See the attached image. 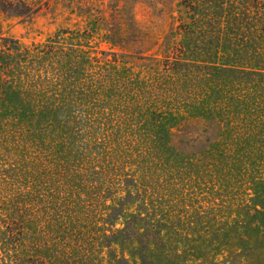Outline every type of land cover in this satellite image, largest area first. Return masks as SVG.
<instances>
[{"label": "rangeland", "instance_id": "obj_1", "mask_svg": "<svg viewBox=\"0 0 264 264\" xmlns=\"http://www.w3.org/2000/svg\"><path fill=\"white\" fill-rule=\"evenodd\" d=\"M188 3L0 16V264H108L106 237L147 214L145 264H264V5L204 23L228 47L202 55Z\"/></svg>", "mask_w": 264, "mask_h": 264}, {"label": "trees", "instance_id": "obj_2", "mask_svg": "<svg viewBox=\"0 0 264 264\" xmlns=\"http://www.w3.org/2000/svg\"><path fill=\"white\" fill-rule=\"evenodd\" d=\"M47 2L48 0H0V16L7 18L31 19L47 4ZM188 2L189 3L186 7L195 14L199 13L201 16V22L199 20V30L186 29L188 33V43L186 45L189 47L193 40L198 44H201L202 55H210L213 49H215L214 52H216L219 46L228 47L225 43L220 45L221 42H219V37L217 35H209V33L203 29L204 23L211 25L221 23L224 24L226 29L229 28L230 30H233V26L239 28L238 25L241 23V17L244 16L243 12L251 8H257L259 5H264V0H188ZM262 17H264V11ZM59 40V36L50 39L43 50L41 49L38 51L44 55H51L52 52H55L54 49L59 43ZM12 50L16 52L18 48L10 46L6 48V51ZM214 52L213 54H216ZM25 54H28L27 51ZM0 63L6 64L4 63L3 52L0 53ZM221 71L226 72L227 69L223 68ZM113 211L115 212L116 209H113ZM149 219L150 216L148 214L143 218L140 217V215H131L130 218L125 221V228L118 231L116 237H106L109 239V243L105 245L109 253L108 264H128L126 259L117 258L114 251L110 248L113 240H118L117 237L120 238V244L135 239L140 245L139 249L136 250V253H138L142 264H145L144 256H148L150 253V241L157 238L159 232H161L158 223L152 224ZM138 225H141V228L143 229L142 232L136 228Z\"/></svg>", "mask_w": 264, "mask_h": 264}]
</instances>
